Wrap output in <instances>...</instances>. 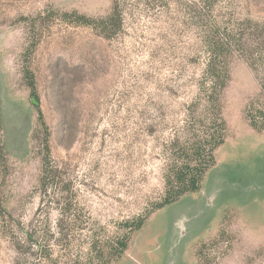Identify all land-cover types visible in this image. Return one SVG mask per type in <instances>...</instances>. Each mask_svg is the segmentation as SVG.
Instances as JSON below:
<instances>
[{"label":"rangeland","instance_id":"rangeland-1","mask_svg":"<svg viewBox=\"0 0 264 264\" xmlns=\"http://www.w3.org/2000/svg\"><path fill=\"white\" fill-rule=\"evenodd\" d=\"M246 20L264 0H0V264H264V90L234 55L212 105L205 75Z\"/></svg>","mask_w":264,"mask_h":264},{"label":"trees","instance_id":"trees-1","mask_svg":"<svg viewBox=\"0 0 264 264\" xmlns=\"http://www.w3.org/2000/svg\"><path fill=\"white\" fill-rule=\"evenodd\" d=\"M208 45L210 59L205 74L211 83L208 103L215 105L220 99L229 78L227 66L234 55L248 64L259 79L261 89L264 90V23L246 20L240 35L225 39L215 38L208 42ZM197 150L199 147H196L195 152ZM178 175V190L174 192L176 198L198 190V178L194 176L188 181L186 174L178 172ZM141 225L137 228L139 229ZM126 248L127 246L123 244L122 249Z\"/></svg>","mask_w":264,"mask_h":264}]
</instances>
